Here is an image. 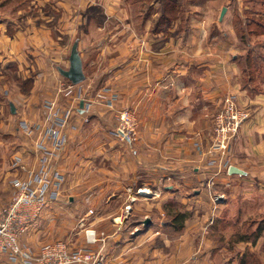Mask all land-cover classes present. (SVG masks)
Returning a JSON list of instances; mask_svg holds the SVG:
<instances>
[{
	"label": "crops",
	"instance_id": "1",
	"mask_svg": "<svg viewBox=\"0 0 264 264\" xmlns=\"http://www.w3.org/2000/svg\"><path fill=\"white\" fill-rule=\"evenodd\" d=\"M36 1L37 12L21 6L17 19H0V131L22 155L14 167L13 155H1L2 175L12 183L38 173L35 137L24 136L20 120L41 122L47 101L72 107L73 115L53 166L64 183L22 243L34 251L58 240L75 248L85 245L86 229H95L106 236L95 248L112 264H264V219L260 233L225 245L203 216L191 215L210 207L215 230L222 223L218 213L234 194L260 200L264 213V76L261 84H244L242 43L234 27L239 0L222 17L197 8L164 12V0L155 1L149 12H140L136 35L124 0ZM48 5L59 12H46ZM74 43L85 75L77 84L61 73L70 67ZM60 65L59 73L49 68ZM13 75L20 82L16 88L8 84ZM41 81H47L48 95H38ZM103 86L119 93L118 109L138 116L139 139L130 152L114 146L110 110L95 104L87 113L81 105ZM227 94L250 117L232 141L231 167L211 184L216 169L207 166L196 144L209 145L213 118ZM169 203L181 210L192 206L180 232L162 225ZM126 207L128 216L122 214ZM0 264L11 263L0 255Z\"/></svg>",
	"mask_w": 264,
	"mask_h": 264
},
{
	"label": "built area",
	"instance_id": "2",
	"mask_svg": "<svg viewBox=\"0 0 264 264\" xmlns=\"http://www.w3.org/2000/svg\"><path fill=\"white\" fill-rule=\"evenodd\" d=\"M119 99L120 95L114 88L104 86L91 98H83L81 102L87 113L95 104L110 110L115 118V138L132 145L139 139L138 116L132 109H118ZM72 115V107L59 108L56 102L51 101L47 104L46 117L41 122H20L22 133L29 138L35 137L39 169L26 182L13 180L15 190L11 200L0 206V255L6 256L11 264H112L101 249L95 248L97 244H105L106 237L104 232L95 229H87L85 245L75 248L58 240L45 244L34 253L22 243L49 203L58 198L64 183L62 174L53 172V166L64 149V129ZM249 117L250 112L239 105L236 96L227 94L221 109L213 118V137L209 145L196 144L199 153L206 156L207 166L216 169L211 176V184L215 177L231 167L232 141ZM211 198L214 203L218 199L217 196Z\"/></svg>",
	"mask_w": 264,
	"mask_h": 264
},
{
	"label": "rangeland",
	"instance_id": "3",
	"mask_svg": "<svg viewBox=\"0 0 264 264\" xmlns=\"http://www.w3.org/2000/svg\"><path fill=\"white\" fill-rule=\"evenodd\" d=\"M4 0H0V19H2L4 16L10 15L13 20L18 18V10L21 8V6L26 8L23 10V12H37V1L32 0L28 6L29 0H10L9 2L3 3ZM82 1V0H81ZM126 2L127 9L126 11L128 12V18L127 20L130 21L132 28L134 29V35H136V22L138 24H141L142 20V15L144 12H149L152 9V4L155 1H161V0H124ZM210 0H164L165 3L164 5L161 4V8L164 9V12H186L189 10H195L197 8V12H222L221 8L222 6H225L226 8L230 9V12L233 10V1L232 0H220L216 1L215 4H210ZM230 1V2H229ZM84 2V0H83ZM84 5V4H82ZM193 6V7H192ZM195 6V8H194ZM204 6V7H202ZM230 6V7H229ZM236 8V14L234 18V27L237 32V36L242 43V54H240L242 60V69L245 70V57L247 53L250 50V48H253V46H256V43L263 42L264 43V34L263 35H257L254 37H248L246 38V41H244L242 35L240 34L239 30L240 28H243L245 26V18L248 19V21L254 20L255 23L260 22L264 23V0H239ZM73 9V8H72ZM46 12H59L57 10H54L52 7L48 5ZM136 12L138 16H136ZM143 12V13H140ZM227 12V9H226ZM142 14V15H140ZM263 14V15H262ZM140 15V17H139ZM255 29H257L255 27ZM259 30V29H257ZM133 34V33H132ZM125 36L129 37L128 34H125L124 36L118 37L120 41H123ZM249 42V48L247 47V44ZM74 46H78L77 43H74ZM264 49L263 48H257L252 51L253 55L257 54H264ZM252 55V59L254 58ZM256 60V59H255ZM252 62V60H251ZM261 67V66H260ZM51 70L53 69L55 73H59V69H62V65L60 66H50L49 67ZM253 76V84H261L260 78L262 75L264 76V63L262 65V69H259V64L256 66L252 65L251 68L249 69V73H246L244 75V84H248V78L249 76ZM26 83V82H25ZM43 84L42 87L38 90V95H48L50 92V87L47 85V81H41ZM40 83V84H41ZM264 83V82H263ZM9 87L10 88H16L18 87L17 85L20 84V82L15 79V76L13 75V79H10ZM24 85V84H23ZM31 82H29L26 87L30 88L31 87ZM16 86V87H15ZM41 86V85H40ZM25 87V88H26ZM104 87V86H103ZM258 87V86H257ZM30 91V90H29ZM32 91V90H31ZM30 91V92H31ZM49 91V92H47ZM42 93V94H41ZM30 95V93H29ZM31 96V95H30ZM51 101H47L46 104H48ZM58 106V104L56 103ZM14 110V108L12 109ZM29 121L28 119H24ZM112 122L115 124V118L113 117L112 114ZM23 120H20V122ZM19 122V124H20ZM31 122V121H30ZM35 123V122H33ZM25 136V135H24ZM27 138V136H25ZM7 136L0 131V156L2 155L5 157L6 155H13V165L10 163L11 166H16V164L19 163L17 161L18 158H21L22 155L19 154L18 146L17 145H11L10 142L6 143L7 141ZM115 147L119 150L126 149L127 151H131L132 149L130 148V145L122 142L118 139H115ZM136 144V143H135ZM15 146L17 148L15 149ZM14 153V154H13ZM18 156V158L16 157ZM2 157H0V206H3L5 203L4 201H10L13 191L15 190V187L13 185V182L11 183L10 180L5 176L2 175ZM2 164V165H1ZM20 164V163H19ZM36 171V170H34ZM3 176V177H2ZM234 197L231 198V202L229 205L224 207V210L222 212L218 213V218H222L220 226H216L217 228L214 230L212 227H214L213 222L215 221L216 213L213 214L212 210L210 207L206 208L204 211H193L192 206L187 207L186 209H183L188 212H192L191 215L194 217L200 218L203 216L205 220H207V224L209 222V225L207 226L210 228L212 232H221L222 234V239L221 242L224 243L225 245L229 243H233L235 241H239L241 237H244L246 234L250 233H257L259 230V227L261 226L260 223L264 219V213L261 212L258 209V203L260 200H255V201H243L240 199V197L237 194L233 195ZM218 201V199H217ZM264 201V200H263ZM7 202V203H8ZM5 205V204H4ZM128 207V206H127ZM125 208L123 210V215L128 216L129 215V210L128 208ZM192 217V216H191ZM115 219V218H114ZM212 220V223H211ZM87 230V229H86ZM85 230V233H86ZM220 230V231H219ZM131 231V230H130ZM133 232V231H132ZM135 232V231H134ZM207 233H210L208 231ZM214 233H210V235H214ZM40 249V248H39ZM32 251L34 253H37L39 251Z\"/></svg>",
	"mask_w": 264,
	"mask_h": 264
},
{
	"label": "trees",
	"instance_id": "4",
	"mask_svg": "<svg viewBox=\"0 0 264 264\" xmlns=\"http://www.w3.org/2000/svg\"><path fill=\"white\" fill-rule=\"evenodd\" d=\"M244 24H245V26L243 28H240V30H239L244 41H246L247 36L250 38V37H254L257 35H263L264 34V23H260V22L255 23L254 20L248 21V19L245 18ZM255 27L259 30L255 29ZM247 42H248V40H247ZM247 47L249 48V42L247 44ZM256 47L264 49V43L263 42H260L258 44L256 43V46H253V48H250L251 51H249L247 53V55L245 57V66H246L245 71H246V73H249V69L251 68L252 65L257 67V65L259 64V69H262V65L264 63V54H262V55L257 54L256 56L253 55L252 51H254V49H256ZM252 55L254 57L253 59H252ZM251 60H252V62H251ZM253 80H254L253 76L250 75L248 78V82L253 81ZM165 211H166L167 220L162 222V225L165 226V228H171L176 232L182 231L185 227L186 220L190 216V212L175 208L172 203H169L165 206ZM261 229L262 228H260L258 230V233L261 232Z\"/></svg>",
	"mask_w": 264,
	"mask_h": 264
},
{
	"label": "water",
	"instance_id": "5",
	"mask_svg": "<svg viewBox=\"0 0 264 264\" xmlns=\"http://www.w3.org/2000/svg\"><path fill=\"white\" fill-rule=\"evenodd\" d=\"M226 12V7L222 9L221 17L224 16ZM70 67L68 70H63L61 73L63 76H65L71 83L77 84L79 82H82L85 78L84 71H83V64L80 56L77 52V46H74L71 55H70ZM81 105L83 106V103L81 102ZM151 220L149 218L145 219L143 221V224L145 226H148L150 224Z\"/></svg>",
	"mask_w": 264,
	"mask_h": 264
}]
</instances>
